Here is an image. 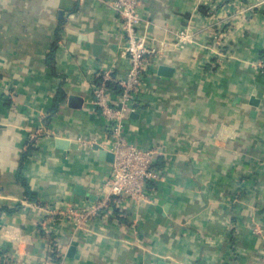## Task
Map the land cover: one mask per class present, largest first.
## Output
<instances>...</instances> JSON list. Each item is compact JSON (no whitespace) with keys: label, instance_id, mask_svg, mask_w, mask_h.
Here are the masks:
<instances>
[{"label":"crops","instance_id":"1","mask_svg":"<svg viewBox=\"0 0 264 264\" xmlns=\"http://www.w3.org/2000/svg\"><path fill=\"white\" fill-rule=\"evenodd\" d=\"M113 1L0 0V264H264V0H142L139 32L162 51L125 131L162 178L148 201L62 218L109 194L92 101L129 69Z\"/></svg>","mask_w":264,"mask_h":264},{"label":"built area","instance_id":"2","mask_svg":"<svg viewBox=\"0 0 264 264\" xmlns=\"http://www.w3.org/2000/svg\"><path fill=\"white\" fill-rule=\"evenodd\" d=\"M141 4L142 0H114L110 3L123 22L124 53L129 60V69L120 78L114 77L111 71L104 72L102 81L94 88L92 103L101 110L106 121L111 140L108 149L115 159L113 172L104 182L108 198L96 206H79L61 213L63 219H71L80 227L89 220H97L107 213L125 208L130 201H148L149 183L162 178L156 168L159 151L154 147L138 146L125 131L126 117L140 105V95L147 86L149 57L162 51L153 40L139 32L144 21ZM178 39L180 43H185L190 40V35L182 32ZM259 66L264 72V58ZM37 139L38 136L33 134L29 143Z\"/></svg>","mask_w":264,"mask_h":264},{"label":"water","instance_id":"3","mask_svg":"<svg viewBox=\"0 0 264 264\" xmlns=\"http://www.w3.org/2000/svg\"><path fill=\"white\" fill-rule=\"evenodd\" d=\"M71 100L73 102V104H72L73 107L80 108L82 106L83 99L76 97V96H73V97H71ZM98 148H100V147H98ZM100 149H101V154L104 158H106L112 162L114 161L115 155L112 152L105 151L102 148H100ZM1 190H2V185H1V177H0V191ZM76 193L79 195H85V190L79 186L76 189Z\"/></svg>","mask_w":264,"mask_h":264},{"label":"trees","instance_id":"4","mask_svg":"<svg viewBox=\"0 0 264 264\" xmlns=\"http://www.w3.org/2000/svg\"><path fill=\"white\" fill-rule=\"evenodd\" d=\"M64 96L62 95V93H59V95H57L56 98V103L59 104L62 100H63ZM24 186L26 188V197L29 201L31 202H37L38 201V194L33 192L28 185H26L24 183ZM2 211H6V212H13V210H11L9 207H3ZM118 213V211L116 212Z\"/></svg>","mask_w":264,"mask_h":264}]
</instances>
